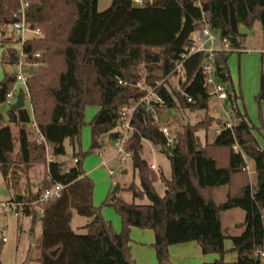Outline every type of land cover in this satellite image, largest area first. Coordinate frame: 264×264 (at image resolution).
Listing matches in <instances>:
<instances>
[{
  "label": "trees",
  "instance_id": "trees-1",
  "mask_svg": "<svg viewBox=\"0 0 264 264\" xmlns=\"http://www.w3.org/2000/svg\"><path fill=\"white\" fill-rule=\"evenodd\" d=\"M25 1L26 24L42 36L23 43L24 62L38 66L27 77L30 110H8L6 121L0 114V174L13 188L16 183L11 176L17 168L44 164L43 146L29 132L34 123L51 148L52 161L44 166L39 189L34 193L26 189L24 196L13 201L31 203L54 184L65 186L58 198L43 206L37 263L133 264L130 232L137 228L152 231L153 247L162 255L160 264H169L164 255L169 246L190 242L204 255H217L214 264H263L255 251L262 236L264 151L252 134L254 127L234 107L231 130H221L211 143L202 144L197 136L212 122L205 113L197 124L183 126L171 146L160 132L161 126H168L161 120L155 122L150 106L136 107L124 148L139 187L131 185L126 191L133 199L145 198L147 204L123 201L117 196V185L110 190L105 205L121 219L118 234L103 220L100 208L93 206L94 184L82 170L85 154H74L72 160L77 162L69 167L54 159L65 155L64 141L73 144L79 140L87 106L98 108L89 123L91 150L98 149L97 139L117 128L120 109L142 98L144 93L133 87L142 80L150 86L164 81L156 89L163 103L154 109L206 111L210 97L200 74L206 56L195 54L184 63L186 80L176 88L167 80L174 62L190 45L202 19L212 34L236 50L243 37L240 29L251 30L258 22L264 47V0H200L201 8L193 0H145L140 7L132 0H112L103 12L97 10L98 0ZM18 9V0H0V47L16 42L12 35L3 36ZM230 55L222 53L215 58L217 78L227 86L231 82L227 67ZM19 60L14 49L4 50L3 64L15 68ZM15 74L6 73L0 82V105L16 85ZM227 94L230 101L236 100L233 90ZM255 98L258 103L264 101V60ZM144 141L168 160L174 194L169 188L162 196L157 194L154 184L163 177L142 158ZM234 144L240 153H234ZM248 162L253 180L244 171ZM219 187H226V197L216 204L212 192ZM232 209L244 212L243 221L235 226L242 230L237 236L227 235L221 226V213ZM22 213L35 221L34 208L24 207ZM72 213L88 220L80 228L84 234L72 230ZM225 240L231 241V249H225ZM228 253L236 254L234 263L224 262Z\"/></svg>",
  "mask_w": 264,
  "mask_h": 264
},
{
  "label": "rangeland",
  "instance_id": "rangeland-1",
  "mask_svg": "<svg viewBox=\"0 0 264 264\" xmlns=\"http://www.w3.org/2000/svg\"><path fill=\"white\" fill-rule=\"evenodd\" d=\"M111 2L112 0H98V12L107 10ZM6 31L7 32L3 36L4 39L12 35L11 25L8 26ZM247 36L249 42H247L239 52H232L227 60V67L231 80L228 89L229 91L233 90L234 94L237 95L238 109L245 113L252 125L260 126L264 124V101L258 103L255 97L259 90L260 71L264 60L262 32L259 28L255 29L254 27L252 32L249 31V33H247ZM25 37L31 38L32 35L26 33ZM13 39L15 40L14 37ZM4 46L6 49H12L13 43L11 42ZM2 70L7 73L16 72L14 67L0 63V76L2 75ZM171 84L175 88L178 87L174 80ZM15 88L17 91L21 89L19 85H16ZM29 105L28 98L25 97V109L28 111ZM228 108L227 100L221 103L216 98L210 97L206 111L180 112L163 107L156 109V111L159 114L166 115L170 119L166 125L168 126L171 136H175L178 132H181L183 126H193L197 124L204 118L206 113L212 119V122L206 131H199L197 136L201 143H204L205 138H207V142L209 143L215 138V132L220 129V125L227 121L229 114ZM9 109L10 105L6 103L0 105V114L5 121ZM97 111V106L85 107L84 125L81 129L79 140L73 144L66 140L64 143L65 155L56 157L54 160L60 163L64 162L65 165L69 167L68 165L72 164L74 154H85L82 170L87 173V176L94 184L92 196L93 206L100 208V214L103 220L110 224L115 234H118L121 231V219L112 207L105 205L110 190L117 185L120 190L117 196L127 203L147 204V200L145 198L133 199L131 194L126 191L131 185L138 188V178L133 174L129 157H124L123 163L119 162V158L115 156L114 141L109 138L108 134L101 135L97 139L99 148L91 150L92 136L89 123ZM118 131L119 129L116 128L114 132L117 133ZM12 132L13 134L16 132L14 127L12 128ZM259 143L264 146V141L259 140ZM142 146V158L146 161L155 157L164 176L169 178L170 168L165 156L159 153L157 148L151 146L146 141L142 143ZM100 153L103 154L102 158L99 156ZM102 162H104L105 165H103ZM46 163L47 158L44 153V164L40 163L27 169L22 166L17 168L14 172L16 184L13 188L10 187V182L6 183L3 181L0 174V223L3 225V227L0 228V264H37V259L40 256V215L36 212V219L33 222L31 216L21 212L14 215L9 209L2 208L1 204L9 202L13 196L17 194L18 190L20 193L22 192V194L25 193V188H28L29 191H37L40 187V181L43 178L44 166H46ZM250 164L251 163L248 162L249 171H251ZM151 169L157 175L160 173L159 168ZM110 171L113 173H110ZM249 176L253 180L252 174ZM12 177L13 176H11V178ZM165 184L166 183L161 179L154 184V188L158 195H163V190L166 187ZM212 196L216 204L223 203L226 197V187L215 189ZM243 219L244 212L240 209L228 210L222 212L220 215L222 229H224L229 236H237L241 233L242 230L236 228L235 225L241 223ZM87 222V219L73 213L71 228L76 234H84L85 231L80 228L85 226ZM136 233L145 236L148 235L150 238L152 231L137 228L132 229V233L130 234L131 241L129 242V254L133 264H160L159 258L161 254L156 251L157 253L150 252L152 253L150 255V246L146 241V237L137 236ZM229 243L231 244L230 240H225L224 245L226 248L229 247ZM205 256L207 257L206 259H211L210 257H213V254ZM227 258H229L228 260L231 262V257L227 256ZM169 264L172 263L169 262ZM200 264H203V262Z\"/></svg>",
  "mask_w": 264,
  "mask_h": 264
},
{
  "label": "built area",
  "instance_id": "built-area-1",
  "mask_svg": "<svg viewBox=\"0 0 264 264\" xmlns=\"http://www.w3.org/2000/svg\"><path fill=\"white\" fill-rule=\"evenodd\" d=\"M19 1V9L16 14L13 15L12 19H15V22L11 24L12 27V36L15 38V45L14 50L18 54L19 61L15 67L16 70V85H19L24 93V96L28 98V91H27V74L28 69L36 68L38 64L33 66H29L24 62L26 56L23 54L22 46L23 43L27 40L39 38L41 37V33L39 30L30 29L29 26L26 24V9L28 8V2L25 0H18ZM195 5L201 8L200 0H193ZM145 0H132V4L136 7H140L144 4ZM204 13H202V18ZM201 27L199 30L194 32L190 39L191 43L189 46L183 48L181 54L179 55L178 59L174 62L173 69L169 76L167 77L168 81H176V84H183L186 80L185 71H184V63L195 54L202 53L204 54L205 61L200 67V74L203 79V88L207 90L209 97H214L218 101H224L227 98V87L224 83L220 82L216 75L215 69V58L217 55L222 53H232L234 51L239 52L240 50H236L230 47L228 41L225 39H220L214 34L211 33L208 26L205 24L204 20L202 19ZM30 33L32 35L31 38H26L25 34ZM35 58L39 57V54H35ZM155 82L153 86L148 85L144 80L136 83L133 87L138 90L139 92H143L142 98L134 105L122 107L119 111L120 113V120L117 124V128L119 131L117 132V137L113 140L114 141V148L116 151V157L119 158V162H124V157H130L129 153L125 152V144L128 138L131 135L130 129V120L131 117L138 105L144 104L146 106H150L151 113L153 114L155 122L159 120L162 121V117L159 113H157L156 109L153 108L154 105H161L162 99L157 95L156 89L163 83ZM16 85L10 91V93L6 96L5 103L11 105L15 100L17 90ZM13 101V102H12ZM188 101H190L188 99ZM163 123V122H162ZM163 125H165L163 123ZM221 130H231V125L227 122L218 132L219 134ZM29 132L32 138L38 143L43 146L44 153L47 158V163L52 161L51 157V148L44 140L43 136L40 134L39 130L37 129L34 123H31L29 126ZM160 132L163 138L166 141L167 146H171L174 144V136H171L168 128L165 126L160 127ZM234 153H240V148L238 145L234 144L232 147ZM123 155V156H121ZM77 162L76 159L72 160V163L75 164ZM105 165V163H103ZM153 168L152 166H150ZM244 171L247 174H250L248 166L244 168ZM65 173L68 172L66 168ZM110 173H113L110 171ZM47 180L49 176L47 175ZM65 188L64 185L61 184H54L49 189H45L41 192L40 196L31 203H24V202H16V201H9L7 203L1 204L2 208L9 209V211L16 215L19 212L22 213L24 207H32L35 209L36 212L40 215L43 214V206L46 205L48 202L56 199L59 197L61 191ZM261 243L260 247L255 251V256L260 259L264 264V213L261 215ZM4 241V240H3Z\"/></svg>",
  "mask_w": 264,
  "mask_h": 264
},
{
  "label": "crops",
  "instance_id": "crops-1",
  "mask_svg": "<svg viewBox=\"0 0 264 264\" xmlns=\"http://www.w3.org/2000/svg\"><path fill=\"white\" fill-rule=\"evenodd\" d=\"M254 27H255V29H258L259 28V30H261V26H260V24L258 23V22H254V24H253V26H252V29L251 30H246V29H244V28H241L240 30H241V33L243 34V37L240 39V49L239 50H242V48L247 44V42H249V38H248V36H247V33H249V31H253V29H254ZM14 47H16L15 45H13V48L12 49H14ZM6 49V47L4 46V47H0V63H2V58H3V53H4V50ZM264 51V50H263ZM3 64V63H2ZM7 72H5L4 70H2V75L0 76V82L3 80V78H4V76H5V74H6ZM227 86V85H226ZM229 88V86H227V91L229 90L228 89ZM259 91V90H258ZM258 94V93H257ZM228 95V94H227ZM236 96V100H229L228 99V96H227V98H226V100L228 101V117H227V121L226 122H224L222 125H220V129L227 123V122H229L230 123V125L232 126L234 123H235V120H234V118H233V113H232V108L234 107L239 113H240V115L241 116H244V118H245V120L248 122V124L250 125V126H252V127H254V130L252 131V134H253V136L255 137V139H256V142H257V144H258V147H259V149L260 150H262V151H264V146L263 145H261L260 143H259V140H262V141H264V127H263V125L264 124H262V125H260V126H255V125H252L251 124V122L248 120V118H247V116L245 115V113H243V112H241L239 109H238V107H237V102H238V97H237V95H235ZM226 100H224V101H219V102H221V103H223V102H225ZM29 110H30V105H29ZM160 116L164 119V120H166V123H168L169 121H170V119L166 116V115H164V114H160ZM219 129V130H220ZM219 130H217L216 132H215V136L217 135V132L219 131ZM213 141V140H212ZM211 141V142H212ZM211 142H209V143H211ZM64 143H65V141H64ZM204 143H208L207 142V138H205V140H204ZM204 143H202V144H204ZM143 147V146H142ZM99 156L102 158L103 157V154H99ZM146 162L147 163H149V166H152L153 167V169H160V174L162 175V177H163V181H164V183H166L165 184V188H164V190H163V193H164V191L167 189V188H169V186L171 185V178L169 177H165L164 176V174H163V171L161 170V168H160V166H159V164H158V162H157V159H155V157H152L150 160H146ZM102 163H104V162H102ZM73 165V163L71 164V165H68V166H72ZM67 166V165H66ZM248 166V165H247ZM248 168H249V166H248ZM253 172L252 171H250V174L249 175H251ZM84 174L87 176V173L86 172H84ZM13 178V180H15V178H14V176L12 177ZM15 183H16V181H15ZM158 184V183H157ZM138 187H139V185H137ZM35 188V187H34ZM28 189V188H27ZM25 190H26V188H25ZM24 190V191H25ZM31 192H36V190L34 191H31ZM213 193V192H212ZM15 195V194H14ZM22 196H24V194H22V192L20 193L19 192V190L17 191V194L15 195V196H13V198L10 200V201H13V200H17L18 199V197H22ZM121 199V198H120ZM140 199H142V198H140ZM212 199H213V196H212ZM124 201V200H123ZM134 203V202H133ZM73 214V213H72ZM239 224V223H238ZM70 226H71V223H70ZM236 226V225H235ZM132 229L133 228H131V232H130V234L132 233ZM136 235L137 236H144V237H146V241H147V243H149V246H150V251H149V254L151 255L152 253H150V252H156L157 250L153 247V243H154V235H153V233H152V235H151V237L149 238V236L148 235H140V233H136ZM143 237V238H144ZM131 241V240H130ZM224 247H225V245H224ZM231 247H232V245L229 243V247H225V249L226 250H229V249H231ZM158 253H159V251H157ZM156 252V253H157ZM160 254V253H159ZM164 255L167 257V259H168V261L170 262V263H172V264H200V263H202L203 262V264H214L219 258H218V256L217 255H215V254H213V257H210L211 259H206L207 257L204 255V254H202V252H201V249H200V247L196 244V243H194V242H190V243H185V244H180V245H173V246H169L167 249H166V251L164 252ZM205 256V257H204ZM227 256H230L231 258H230V260H231V262L228 260L229 258H227ZM40 257V256H39ZM39 259V258H38ZM37 259V260H38ZM205 261H208V262H205ZM236 261V254L235 253H228L226 256H225V258H224V262L225 263H234ZM38 264V263H37Z\"/></svg>",
  "mask_w": 264,
  "mask_h": 264
},
{
  "label": "water",
  "instance_id": "water-1",
  "mask_svg": "<svg viewBox=\"0 0 264 264\" xmlns=\"http://www.w3.org/2000/svg\"><path fill=\"white\" fill-rule=\"evenodd\" d=\"M14 22H15V19H12L11 20V24H13ZM27 74L29 76H32L34 74V71L32 69H28L27 70ZM24 108H25V96H24V93H23L22 89H19L17 91V94H16L14 102L10 105V109L9 110L10 111H18V110H21V109H24ZM162 122L164 124H166V120H164L163 118H162ZM109 137H110L111 140H114L117 137V133H115V132L111 133L109 135ZM169 191L171 193H173V194L176 192L175 185L173 183H171V185L169 186ZM2 227H3V225L0 223V228H2ZM161 259H162V255H160L159 260H161Z\"/></svg>",
  "mask_w": 264,
  "mask_h": 264
}]
</instances>
